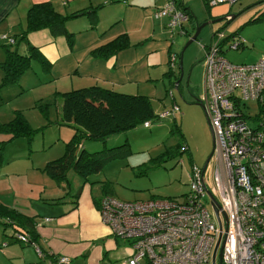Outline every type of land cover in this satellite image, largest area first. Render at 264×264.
<instances>
[{
  "label": "rangeland",
  "instance_id": "rangeland-1",
  "mask_svg": "<svg viewBox=\"0 0 264 264\" xmlns=\"http://www.w3.org/2000/svg\"><path fill=\"white\" fill-rule=\"evenodd\" d=\"M263 1L239 0L230 8L229 16L234 17L231 21L205 26L198 38L187 47L189 36L177 35V31L173 32L163 27L159 32L160 36L156 34L151 38L152 19L133 26L144 18L130 15L121 23H117L116 31H129L130 39L135 42L133 44H139L140 40L152 39L136 50H128L130 54L136 53L153 62L148 73L139 79L115 74L114 79L104 80L97 70L90 68V63L80 67L78 74L71 71V74L53 79L40 62L36 61L29 65V69L18 82L5 84L4 72L0 68V169L5 173L0 176V199H8L9 202L26 208L27 212L31 203H37L40 199L66 198L69 201L76 199L75 195L78 193L80 195L78 204L88 209L91 206L90 195L100 199L110 196L122 202L181 200L190 190L189 177L193 169H202L213 150L211 129L204 110L198 103L199 97L204 93L203 59L206 48L202 43L209 45L212 36L221 29L227 36H238L245 42V47L236 51L229 50L227 46L223 48L224 58L232 64L250 65L264 57V21H254L264 11ZM128 2L136 3L140 8L144 6L140 4H144L145 1ZM57 3L58 1L52 3L54 9L58 8ZM125 3L127 2L122 1L120 4ZM192 4L196 12L195 17L201 19L202 6L200 7L198 3ZM27 5L28 0H21L12 14L0 22V33L6 32L9 36H15L17 43H19L17 37L21 34L19 20ZM114 9L111 6L100 9L99 18L111 15L109 13ZM126 14L128 12L122 13L123 16ZM85 17L83 16V19H86ZM2 44L9 50L14 48L6 43ZM18 48L22 49V44H19ZM3 49L0 45V66L6 60ZM168 50L175 57V62L167 63L170 61ZM76 53L78 55L85 51L81 52L77 48L74 54ZM159 56L160 62L156 63ZM57 65L60 66V63ZM129 81L135 82L133 84ZM90 86L144 96L148 98L155 118L150 121L149 128L139 124L104 140L85 139L82 148L88 153L108 152L118 148L122 154L118 158L108 160L99 173L89 177L86 184L73 172L68 174L67 182L59 183L44 174L42 169L46 162L62 156L65 143L72 137L71 132L73 135L71 128L60 123L61 94ZM166 112L173 113V116L159 120L158 116ZM17 115H21L34 130L32 136L13 139L11 134L1 130L2 125L12 122ZM244 117L249 127L264 133V102L262 104L247 102ZM209 162L212 165V157ZM31 200L33 202H30ZM202 203L214 217L207 195L202 199ZM64 206L67 207L69 204ZM39 222H43L44 226L49 224L48 219L41 218ZM82 229L87 231L82 234ZM82 229L80 235L66 240L76 239L75 242L87 244L82 240L85 237L90 238L92 233L87 227ZM98 239L101 241L90 239L88 248L92 246L102 248L109 240L105 236ZM6 240L13 241L10 235ZM119 242V246H116L118 253L129 249L127 243ZM14 243L6 249H0V264H34L43 260L34 246ZM57 244L62 246L60 242ZM46 245L42 243L40 246L44 252ZM11 250L16 252L10 253ZM219 254L220 252L217 254L216 264H221ZM114 259L117 258H112V261L102 258L99 264L125 262ZM74 264L86 263L80 258L76 259ZM205 264H212V260Z\"/></svg>",
  "mask_w": 264,
  "mask_h": 264
},
{
  "label": "built area",
  "instance_id": "built-area-1",
  "mask_svg": "<svg viewBox=\"0 0 264 264\" xmlns=\"http://www.w3.org/2000/svg\"><path fill=\"white\" fill-rule=\"evenodd\" d=\"M239 0H205L210 8L232 7ZM165 19V28H181L188 19L175 3L167 2L152 16ZM9 45L14 39L0 35ZM239 50L245 42L219 30L205 49L204 93L198 103L214 136L212 165L194 168L189 193L182 201L122 202L105 197L99 216L112 238L130 248L124 264H205L217 245L221 264H264V133L244 119L247 102H264V57L234 65L222 52ZM170 62H175L172 56ZM173 113L158 116L169 119ZM144 128L150 122L143 123ZM207 190L217 203L218 217L205 208ZM211 203V201H210ZM21 243L25 238L17 235ZM7 247L0 244V249ZM40 257L43 254L34 246ZM59 264H71L61 257Z\"/></svg>",
  "mask_w": 264,
  "mask_h": 264
},
{
  "label": "crops",
  "instance_id": "crops-1",
  "mask_svg": "<svg viewBox=\"0 0 264 264\" xmlns=\"http://www.w3.org/2000/svg\"><path fill=\"white\" fill-rule=\"evenodd\" d=\"M20 1L21 0H0V22L12 14V12L18 7ZM54 1H58V8H55L57 12L63 15L77 14L76 18L71 19L66 23L67 32L72 34L70 42H68L64 36H52L47 30L30 33L27 36V40L30 45L37 48L43 57L44 70L49 73L51 78L57 79L64 75L71 74V71L75 74H78L80 73V67H84V65L88 63L91 64L90 68L97 70L96 72L99 74V76H102L104 80L114 79L116 77L115 74L122 75L121 77L126 76L130 79H139L140 77L142 78L143 74L146 75L148 73L149 67L153 65V62L146 59L144 56H142L144 57L142 58L141 56L136 55V53L130 54L128 53V50H136L140 45L144 46L152 39L145 41L140 40L139 44H133L135 42L130 39L129 31H116L117 23H121L130 15H136L137 18L138 16H142V18H144V20L133 26H138L141 22L145 23V20H148L149 22L150 19H152V26L150 27L151 38L155 37L156 34L160 36L161 34L159 32L162 31V27L165 28L166 20H155L152 16L157 9L161 8L167 2L172 0H144V4H140L144 6H140V8H138V4L130 3L128 0H30V2L28 0V5L24 8V12L20 18L21 20H19L20 33H22V31L25 29L26 13L32 5L47 2L52 5ZM122 1H126L127 3L120 4ZM180 1L184 4L185 9L187 10L188 14L191 15V17L183 23L181 28H175L173 30V32L177 31V35L186 37L189 36L191 38L196 27L201 25V23L203 24L207 21L218 19L230 14L231 7L224 5L210 8L207 12L205 9L207 6H204L205 0ZM192 3H198L200 4V7L202 6L204 13H201V19L195 17L196 12ZM109 6L115 8L111 11L112 13H109L111 15H104V18H99L100 14L98 11ZM96 7H99V9L96 11V15L98 17L96 21L97 23L94 27H91V17L84 13L89 12ZM126 12H128V14L123 16L122 13ZM83 16H86V19H83ZM108 21L109 23L107 25ZM142 28L143 26H141L140 29ZM0 35L9 36L6 32H2ZM124 35L128 40L127 48L117 53H113L114 51L111 48H106L107 45L113 42L117 37ZM9 37L15 39V36ZM202 45L204 48L208 46L204 43H202ZM77 48H79V51L81 52L85 51V53H80L78 55L77 53L74 54ZM19 50L20 52L25 53L26 47L22 46V49ZM169 53L170 51L168 50L167 55ZM79 55L81 56L79 57ZM158 62H160V56L156 60V63ZM59 63L60 66L57 65ZM129 82L134 84L135 81ZM60 123L62 125V120ZM71 134L70 137L72 136ZM2 171L3 170L0 169V176L5 174ZM84 184H86V182H84ZM79 197L80 195H78L76 199L69 201H67L65 198L62 200L61 205L58 206L43 204V200H57L60 198L40 199L37 203H31L29 212L26 211V208L21 207L20 205H17L13 202H9L8 199H0L1 204L11 206L24 216L37 217L34 221V230L36 233V240L34 243L39 247V249L42 243L47 245L45 252L40 249L41 252L44 253L42 258L43 260H39L34 264H47L48 262L51 263L48 255L52 253L56 255H64L69 258L71 257V259H74L72 264H74L76 259L80 258L83 259L86 264H99L102 258L104 260H111L112 258L125 260L130 255V248L127 251L119 253L117 252L116 246H119V240L112 238L107 227L102 224L98 212V201L100 198L90 195L91 206L88 209L87 207L82 208L81 204H78ZM30 202L33 201L31 200ZM66 204H69V206L65 207L64 205ZM41 218L45 220L48 219L50 226L49 224L44 226L43 222L40 223L39 220H41ZM52 223L53 225H51ZM83 227H87L92 233L90 238L85 237L82 240L87 244H83V242H75L76 239H74L75 241L66 240L67 238H75L80 235L81 229ZM7 231H10V233ZM86 231V229H82V234H84ZM12 232V228H8L4 231L0 225V243H6L7 247L15 244L14 242L16 241L13 238L12 242L10 240L7 242L6 240L8 239L9 235L11 237ZM103 236H105L106 239L109 238V240L106 241L102 248L99 246H92L91 248H88L90 245L88 244L90 239L99 240L98 237ZM59 242L62 246H58L57 243ZM14 252H16V250L10 251V253ZM110 256L112 258H110Z\"/></svg>",
  "mask_w": 264,
  "mask_h": 264
},
{
  "label": "trees",
  "instance_id": "trees-1",
  "mask_svg": "<svg viewBox=\"0 0 264 264\" xmlns=\"http://www.w3.org/2000/svg\"><path fill=\"white\" fill-rule=\"evenodd\" d=\"M173 2L177 9L187 15L188 19L191 17L180 0H173ZM204 3L208 12L210 7L205 1ZM98 9L99 7H96L84 13L91 17V27H94L97 23L96 11ZM76 17L77 14L63 15L57 12L48 2L32 5L26 13L25 29L18 37L17 41L19 43L14 39V44L10 45L14 48L9 50L8 47L2 44L6 42L0 41V45L4 48L6 59L5 63L0 66L4 72V83L18 82L23 73L29 69V65L32 62L39 61L44 68L43 57L38 49L30 45L27 40V36L30 33L47 30L52 36H64L70 42L72 34L67 32L66 23ZM257 20L264 21V11L254 21ZM19 44L26 47L25 53L20 52ZM7 45L9 46V44ZM127 47L128 40L124 35L117 37L106 48H111L114 51L113 53H117ZM171 57L172 55L169 53L168 58L171 59ZM60 116L62 125L71 128L73 135L65 143L62 156L57 160L47 162L42 169L44 174L59 183L67 182L70 172H73L83 182H87L91 175H95L102 170L108 160L118 158L122 154V151H119L118 148H113L108 152L88 153L82 148V142L85 139L91 141L104 140L110 136L135 128L144 122H150L155 118L148 98L140 95L113 92L98 86H90L61 94ZM1 130L11 134L13 139L21 136L30 137L34 133V130L28 126L21 115H17L12 122L2 125ZM78 195H75V198ZM186 195L177 201H182ZM105 197L110 196H104L99 199L98 212L100 202ZM62 200L64 198L43 200V204L58 206L61 205ZM36 218V216H24L11 206L0 203V225L4 231L12 228L11 238L16 242L21 243L17 237V235H21L25 238L27 245L37 246L34 243L36 240L34 230ZM61 257L67 256L53 253L48 255L51 264H59ZM69 260L72 264V259L69 258Z\"/></svg>",
  "mask_w": 264,
  "mask_h": 264
},
{
  "label": "water",
  "instance_id": "water-1",
  "mask_svg": "<svg viewBox=\"0 0 264 264\" xmlns=\"http://www.w3.org/2000/svg\"><path fill=\"white\" fill-rule=\"evenodd\" d=\"M233 18H234V17L227 15V16L220 17V18H218V19H214V20L207 21V22H205V23H203V24L197 26L196 29H195V31H194V34L191 36V38H190L189 41L187 42L186 47H187L188 45H190L192 42H194V41L198 38L201 29L204 28L205 26H208V25H211V24H215V23H219V22H223V21L226 22V23H228V22L231 21V19H233ZM186 47H185V48H186ZM181 76H182V75H181ZM199 105H200V104H199ZM200 106H201V105H200ZM205 116H206V115H205ZM206 119H207V117H206ZM210 129H211V128H210ZM211 135H212V142H213V148H214V136H213V132H212V130H211ZM212 154H213V150H212V152H211V155H210L209 158L207 159V161H206L204 167L202 168V171L206 170L207 165H208V163H209V160H210V158L212 157ZM205 192H206L208 198H209L210 201H211L210 204H211V207H212V209H213V211H214L216 217H218L217 203H216L215 200L210 196V194H209V192H208L207 190H205ZM216 249H217V245H216V247H215V249H214V251H213V255H212V264H215ZM220 257H221V256H220V254H219V262H220Z\"/></svg>",
  "mask_w": 264,
  "mask_h": 264
}]
</instances>
